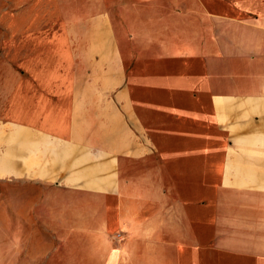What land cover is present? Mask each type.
I'll use <instances>...</instances> for the list:
<instances>
[{
    "label": "crops",
    "instance_id": "1",
    "mask_svg": "<svg viewBox=\"0 0 264 264\" xmlns=\"http://www.w3.org/2000/svg\"><path fill=\"white\" fill-rule=\"evenodd\" d=\"M13 6L0 264H264V0Z\"/></svg>",
    "mask_w": 264,
    "mask_h": 264
},
{
    "label": "rangeland",
    "instance_id": "2",
    "mask_svg": "<svg viewBox=\"0 0 264 264\" xmlns=\"http://www.w3.org/2000/svg\"><path fill=\"white\" fill-rule=\"evenodd\" d=\"M2 0H0V60L1 61H6L8 63L11 64V66L18 71L19 67H18V55H19V43L22 40H18V39H11V40H7V31L4 30L3 28V23L1 22V18H2V8L4 9H10V10H15L16 8L13 6V1L14 0H8L9 3V8L7 7V4L5 6L2 5L1 3ZM5 1V0H3ZM7 7V8H6ZM30 48V44L26 45V50L29 51ZM131 60L127 59L126 61V67L127 70H130L131 67ZM139 100H142L143 98H141L140 96H138ZM155 124H158V122L156 121Z\"/></svg>",
    "mask_w": 264,
    "mask_h": 264
}]
</instances>
